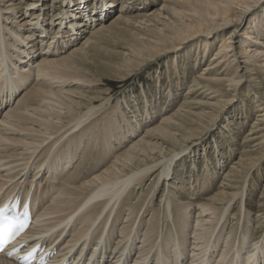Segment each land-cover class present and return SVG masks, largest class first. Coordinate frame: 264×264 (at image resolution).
<instances>
[{"label":"rangeland","instance_id":"1","mask_svg":"<svg viewBox=\"0 0 264 264\" xmlns=\"http://www.w3.org/2000/svg\"><path fill=\"white\" fill-rule=\"evenodd\" d=\"M0 8L7 18L3 24L23 35L39 37L44 26L45 41L31 56L41 60L52 42L48 58L57 61L53 75L68 79L64 88L72 93L67 95L75 103L72 113L78 117L91 105L99 109L74 131L85 140L72 169L99 173L127 151L136 157L127 172L174 159L168 178L154 185L159 167L128 200L146 202L143 219L155 218L159 230L176 232L180 204H191L195 224L201 205L216 196L220 222L212 240L222 232L220 249L232 239L235 254L247 230L244 254L261 244L264 55L247 60L244 51L259 46L253 36L264 41V0H0ZM225 18L229 26H218ZM225 46L233 50L224 53ZM36 103L30 105L40 107ZM104 128L113 132L111 141ZM82 157L92 160L89 166ZM171 195L174 204L168 207ZM190 241L183 242L194 249ZM206 263L218 264L213 258Z\"/></svg>","mask_w":264,"mask_h":264},{"label":"bare ground","instance_id":"2","mask_svg":"<svg viewBox=\"0 0 264 264\" xmlns=\"http://www.w3.org/2000/svg\"><path fill=\"white\" fill-rule=\"evenodd\" d=\"M240 5L247 7L248 2ZM2 12L0 8V195L6 197L19 186H24L29 192L35 185L32 200L34 223L22 239L32 244L23 252L42 241L41 246L46 247L44 251H56L47 264H207L210 258L218 264L225 261L227 264L233 261V264L264 262V240L260 245L255 244L254 251L249 250L244 254L243 249L249 240L248 230L242 237L241 245L235 247V256L232 254V239L226 240V245L220 249L222 232L212 240L220 222L216 196L209 199L210 203L201 205L195 224L190 221L191 204H180L182 218L176 216L180 226L172 233L169 229L165 232L159 230L160 221L155 218L143 219L141 213L149 210L144 200L141 204L129 203L141 180L159 170V167L162 168L154 185H159L162 178H168L174 159L163 163L155 161L152 165L127 172L136 159L127 151L99 173L88 172V167L78 168L77 165L72 169L85 140L84 133L73 136L74 131L76 128L81 130L83 123L98 107L91 105L76 117V113H72L75 103L70 102L67 96L72 93L64 88L68 79L52 72L51 66L57 63L48 58L52 54H47L52 42L46 45L45 57L41 60L33 58L36 44L45 41L44 26L39 37L34 36L33 32L23 35L3 24L2 19L6 17ZM226 20L218 22V26H229L230 20ZM29 22L34 24V21ZM253 38L256 44L264 46L260 37ZM259 46H255L254 50L245 49L247 60L264 55ZM227 47L221 51L226 53L233 50ZM12 48L15 51H10ZM31 81L32 85L28 87ZM41 84L51 89H44ZM55 85L58 87L56 90L52 89ZM27 87L25 95L18 99L15 106L11 105ZM32 102H37L41 108L31 106ZM5 104H8V110L2 116L1 110ZM29 116H34V119H29ZM74 118L71 132H66V126ZM105 134L103 136L107 141L112 139L111 129L105 130ZM179 155L178 152L173 157ZM80 161L87 162L83 157ZM89 163L86 164L89 166ZM88 174L90 177H86ZM172 197L166 199L168 207L174 204ZM174 200L177 204L178 199ZM184 240L193 243L194 249H188ZM204 240L206 246L200 245ZM196 250L201 251L197 253ZM18 256L2 254L0 264H20ZM230 256H234L231 261L228 259Z\"/></svg>","mask_w":264,"mask_h":264},{"label":"snow or ice","instance_id":"3","mask_svg":"<svg viewBox=\"0 0 264 264\" xmlns=\"http://www.w3.org/2000/svg\"><path fill=\"white\" fill-rule=\"evenodd\" d=\"M14 230L15 225L11 224V222L5 224L3 221H0V246H2V243L7 242L6 237L11 236Z\"/></svg>","mask_w":264,"mask_h":264}]
</instances>
